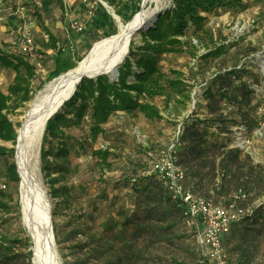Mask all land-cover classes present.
Returning <instances> with one entry per match:
<instances>
[{
	"label": "trees",
	"instance_id": "1",
	"mask_svg": "<svg viewBox=\"0 0 264 264\" xmlns=\"http://www.w3.org/2000/svg\"><path fill=\"white\" fill-rule=\"evenodd\" d=\"M106 1L126 21L139 10L141 0ZM99 5L102 19L96 17V28L100 30L103 27L104 31L110 33L115 29L114 20L100 3ZM59 6L62 7V3ZM244 7L241 0H172L171 8L158 14L152 25L143 32V44L140 48L145 52L150 50L158 53L177 51L179 49L174 46L180 45L195 55L197 48L202 46L206 49L201 55L204 58L220 56L233 43L211 46L214 36L205 24L206 16L224 9ZM35 14L40 26L46 28L40 14ZM46 32L49 42L41 44L54 51L53 69L49 74L51 79L73 68L81 57L74 55L71 44H66V47L57 46V39L47 28ZM192 37L198 43H193ZM132 54L129 46L128 55L118 66L116 80H111L107 74H99L95 78L82 77L70 99L64 102L66 109L54 113L46 120L42 142L48 134L54 137L63 134V126L80 124L87 114L97 132L103 129L101 124L117 110H138L148 117L155 116L158 109L149 99L156 95L163 96L167 105L171 101L175 102V109L184 108L191 99V92L187 90L181 71L162 70L156 64L154 56L146 61L142 58L131 61ZM0 65L14 72L8 91L0 89V140L14 142L16 131L7 116V110L12 102L13 106H18L32 98L34 91L30 81L35 76L36 69L26 53L19 48L17 52L6 51L3 44L0 45ZM243 69V63L239 68L236 65L219 68L206 82L200 94L206 100L203 103L206 109L201 110L202 116H199L198 105L196 109L199 102L197 99L187 115L190 118L182 123V145L177 151L176 161L184 169V184L195 195L214 203L227 201L223 198V193L230 187L251 190L263 179L261 165L254 164L246 152L228 145L231 126L242 123L249 129L258 120L254 110L256 95L251 86L253 82L246 80L242 74ZM43 84L44 81H41L38 87L41 88ZM215 122L219 123L217 129L212 128ZM60 146L54 153H48L41 147L40 158L45 160L46 154H66L67 148ZM13 151V147L8 148L0 143V158ZM93 154L105 161L109 152L98 149ZM5 164V177L8 181L17 183L18 174L14 161H6ZM123 186L129 189L130 207L123 209L121 204L114 211L116 217L104 219L96 234L90 232V229L73 230L75 237H86L74 244L78 252L86 253V257L78 258L75 255L76 259L70 264H88L90 260L101 258H106L102 264H197L200 256L197 245L191 249L181 243L185 238L183 227H186L183 208L171 198L163 183L154 174H139L124 181ZM5 205L0 201V207ZM253 224L264 225V205L255 206L234 222L223 234V244L229 234L232 236L234 231L254 228ZM52 230L55 238L54 226ZM27 240V237L11 239L10 244L9 238L3 237L0 240V264H31V243ZM16 242L27 244V254L14 251L13 244ZM226 264H240V258H230L228 253Z\"/></svg>",
	"mask_w": 264,
	"mask_h": 264
},
{
	"label": "rangeland",
	"instance_id": "2",
	"mask_svg": "<svg viewBox=\"0 0 264 264\" xmlns=\"http://www.w3.org/2000/svg\"><path fill=\"white\" fill-rule=\"evenodd\" d=\"M170 2L171 5L172 0ZM241 2L245 5L243 9H224L206 16L205 24L214 36V43L210 45L233 43L220 56L204 58L201 55L206 49L202 46L197 48L195 55L180 45L174 46L179 49L177 51L157 53L148 50L145 52L140 47L143 44L142 34L146 28L130 39L125 56L128 55L130 46L133 53L131 61L137 58L146 61L154 56L156 64L162 70L181 71L187 90L191 92L192 89H198L194 97L196 101L197 99L199 101L196 109L198 105V113L202 116L201 110L206 109L203 105L206 100L200 94L206 82L210 80L209 78L221 67L236 65L239 68L243 63L242 74L246 80L264 86V0H241ZM60 3L64 4L65 8L60 7ZM99 3L114 20L115 29L110 33L104 31L103 27L100 30L96 28V17L102 19V9ZM140 3L141 1L139 9ZM152 7L153 3L148 2L144 9L150 10ZM35 13L40 14L44 26L57 39L56 45L66 47V44H71L74 55L81 59L93 42L116 34L120 24L128 21L118 16L114 7L106 0H0V45L3 44V49L17 52L16 31L20 27H27L35 39L37 50L42 54L38 58H34V54H27V57L34 60L36 64L35 76L30 81L34 91L32 98L18 106H13L14 102H12L7 110V116L15 127V141L0 140V143L6 147L14 148L13 153L8 152L4 158H0V193H2L0 201L6 204L0 207V240L7 237L10 244H12L11 239L24 237H27V242L31 243L20 216L19 174L15 159L17 129L30 103L47 84L58 77L49 79V74L53 69L54 51L41 44V42H49L48 33L46 28L40 26ZM78 25H81L80 29ZM191 39L193 42L196 38ZM196 43H198L197 39ZM118 66L117 74L112 80L117 79ZM13 75L12 70L0 65V89L2 91H8ZM41 81H44V84L40 88L38 85ZM149 102L158 109L155 116L148 117L138 110L132 112L117 110L101 124L103 129L98 132L93 129L89 114L80 124L63 126V134L55 137L48 134L42 142L43 129L37 149L34 175L44 189L51 206V223L52 227H55L56 234L53 242L60 264H70L76 257H86V253L78 252V249L74 247L76 241L84 240L86 237L83 235L75 237L73 230L90 229V232L96 234L100 231V223L104 219L110 216L116 217L114 211L121 204H123V209H128L130 207L129 189L123 186L124 181L147 170L150 162L155 159L160 149L171 137L177 123H183L185 119L190 118L187 115L192 108L191 99L187 101L184 108L180 109L174 108L177 105L173 101L167 105L164 97L160 95L153 96ZM64 109L66 107L62 106L56 112ZM252 141L250 158L254 164L261 165L263 179L251 190H246L247 198L239 203L244 211L253 209L257 205H264V135ZM60 145L67 148L66 154H46L45 160L40 158L41 147L48 153L50 151L54 153L61 147ZM98 149H106L109 152L105 161L93 154ZM12 160L18 174L17 183L8 181L5 177V162ZM238 189L230 187L228 191H224L223 198L227 200L225 202L228 203L231 195ZM253 225L254 228L244 229L242 232L241 230L234 231L232 236L229 234L225 238L224 247L229 257L238 256L240 264H264V225ZM183 229L185 238L181 243L193 249L198 243L197 229L194 224L190 228L186 226ZM26 245L25 242H16L13 244V249L16 252L27 254L29 249ZM105 261L106 258H101L90 260L88 264H102Z\"/></svg>",
	"mask_w": 264,
	"mask_h": 264
},
{
	"label": "bare ground",
	"instance_id": "3",
	"mask_svg": "<svg viewBox=\"0 0 264 264\" xmlns=\"http://www.w3.org/2000/svg\"><path fill=\"white\" fill-rule=\"evenodd\" d=\"M170 1L142 0L141 8L125 24H120L116 34L93 42L76 66L47 84L30 103L17 129L15 159L19 174L20 216L32 243L31 264H60L46 216L47 196L34 175L38 144L46 120L70 99L82 77L99 73L113 75L127 54L130 39L145 29L156 12L170 5ZM148 2H152L153 7L145 10Z\"/></svg>",
	"mask_w": 264,
	"mask_h": 264
},
{
	"label": "built area",
	"instance_id": "4",
	"mask_svg": "<svg viewBox=\"0 0 264 264\" xmlns=\"http://www.w3.org/2000/svg\"><path fill=\"white\" fill-rule=\"evenodd\" d=\"M78 28L80 29L81 25H78ZM16 32L17 47L23 53H32L36 44L29 28L20 27ZM193 43H196V39H193ZM251 86L256 95L255 113L258 115V120L249 129L242 123L231 126L228 144L229 147L238 148L250 156L252 140L264 135V86L253 83ZM197 92L198 89L191 91L192 108L196 101L194 95ZM218 126L219 123L215 122L212 128L217 129ZM183 128L182 123H177L169 140L160 149L155 159L150 162L149 168L142 172V175L154 174L163 183L171 198L182 206L185 225L189 228L192 224L195 225L198 233L197 250L200 254L197 264H226L228 253L222 236L243 214L251 211V209L244 211L239 205L241 200L247 198L248 192L239 188L231 195L228 203H214L195 195L192 189L184 184V169L176 161L177 151L182 145L180 135Z\"/></svg>",
	"mask_w": 264,
	"mask_h": 264
},
{
	"label": "water",
	"instance_id": "5",
	"mask_svg": "<svg viewBox=\"0 0 264 264\" xmlns=\"http://www.w3.org/2000/svg\"><path fill=\"white\" fill-rule=\"evenodd\" d=\"M141 6H142V0H141V3H140V8H141ZM171 6H172V4L169 5V6H167V7H165V8H163V9H161L160 11L156 12V14L154 15V17H153L152 19H150L149 23L146 25L145 28L147 29L148 27H150V26L152 25V23L155 21L157 15L160 14L161 12H163L165 9H169V8H171ZM133 15H134V14H133ZM133 15H132V16H133ZM67 71H68V70H67ZM67 71H66V72H67ZM99 74H104V73H99ZM99 74H97V75H99ZM116 74H117V70L115 71V73H114L113 75L109 76V78L112 80L113 77L116 76ZM59 75H61V74H59ZM59 75H58V76H59ZM97 75H95V76L86 75L85 77L95 78ZM56 77H57V76H56ZM75 89H76V88H75ZM54 113H56V112H54ZM54 113H51L50 116H49L48 118L52 117V116L54 115ZM15 149H16V148H15ZM47 202H48V205H47L46 216H47V219H48V222H49V225H50L51 239L53 240L54 236H53L52 223H51V206H50V204H49L48 198H47Z\"/></svg>",
	"mask_w": 264,
	"mask_h": 264
},
{
	"label": "crops",
	"instance_id": "6",
	"mask_svg": "<svg viewBox=\"0 0 264 264\" xmlns=\"http://www.w3.org/2000/svg\"><path fill=\"white\" fill-rule=\"evenodd\" d=\"M63 5V7L65 8V5L64 4H62ZM35 44H36V42H35ZM37 44H36V47H35V50L32 52V53H30V54H34L33 55V57L35 58H38V57H41L42 56V54H41V51H38L37 50ZM29 59V58H28ZM29 61L32 63V64H34V65H36L35 63H34V60H32V59H29ZM200 92V91H199ZM190 113V112H189ZM199 116H200V114H199ZM109 123V122H108Z\"/></svg>",
	"mask_w": 264,
	"mask_h": 264
}]
</instances>
